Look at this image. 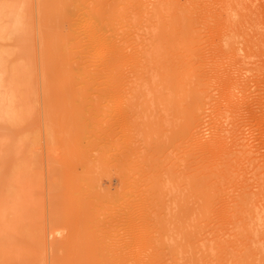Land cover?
<instances>
[{"label": "rangeland", "instance_id": "374dc122", "mask_svg": "<svg viewBox=\"0 0 264 264\" xmlns=\"http://www.w3.org/2000/svg\"><path fill=\"white\" fill-rule=\"evenodd\" d=\"M89 1L0 0V209L27 218L0 253L264 264V0ZM89 10L106 18L94 50L71 31ZM88 72L123 87L96 89Z\"/></svg>", "mask_w": 264, "mask_h": 264}, {"label": "bare ground", "instance_id": "6f19581e", "mask_svg": "<svg viewBox=\"0 0 264 264\" xmlns=\"http://www.w3.org/2000/svg\"><path fill=\"white\" fill-rule=\"evenodd\" d=\"M89 1V0H88ZM92 1V0H91ZM91 1H89V2H91ZM94 1V0H93ZM92 1V2H93ZM78 2V1H77ZM95 2V1H94ZM98 2V1H97ZM97 2H95V3H97ZM118 2H120V1H118ZM118 2H116V3H118ZM125 2V1H124ZM59 3H61V2H59ZM65 3H66V1H65ZM94 3V4H95ZM101 3V2H100ZM100 3H98V4H100ZM107 3V2H106ZM111 3V2H110ZM121 3H122V1H121ZM88 4V3H87ZM119 4V3H118ZM64 5H66V4H64ZM81 5V4H80ZM91 5V4H90ZM89 5V6H90ZM92 6V5H91ZM102 7H103V5H101ZM116 5L114 4V7H115ZM119 6V5H118ZM64 7V6H63ZM93 7H94V5H93ZM110 8H111V6H109ZM108 7V8H109ZM65 8H66V6H65ZM106 9H108L107 7H105ZM109 8V9H110ZM119 8H121L120 9V11L122 10V7H119ZM119 8L117 9V8H115V9H117V10H119ZM62 9H64V8H62ZM86 9H87V7H86ZM98 9V8H97ZM100 9V8H99ZM101 9H103L104 10V8H101ZM112 9V8H111ZM110 9V10H111ZM115 9H113V10H115ZM83 10V9H82ZM82 10H81V13H83L82 12ZM63 11V10H62ZM63 12H65V11H63ZM86 12V11H85ZM103 12V11H102ZM101 12V13H102ZM104 12H107V11H104ZM113 12V11H112ZM78 13V12H77ZM100 13V12H99ZM98 12H97V10L96 11H94V10H89L88 12H86V15H88L89 14V18L87 17L86 19H84V20H86L83 24H84V27L83 26H80V25H78V26H76V27H74V26H72L73 28H72V32L73 33H75L77 36H79V35H81L82 33L84 34V33H86V34H89L90 35V44L93 46L92 48H93V50L94 49H96V45H97V43H98V40L100 39V34H102L103 32H104V24H103V20L105 19L106 20V18H105V15L104 14H99ZM109 13V12H108ZM115 13V12H114ZM120 13V12H119ZM75 14V13H74ZM107 14V13H106ZM112 13H110L109 15H111ZM116 15H119V14H116ZM115 15V16H116ZM79 17V16H78ZM83 17V16H82ZM106 17H107V15H106ZM116 17H118V16H116ZM79 18H81V17H79ZM84 18V17H83ZM108 18H110L109 16L107 17V20H108ZM68 19H70L69 17L67 18V20ZM80 20V19H79ZM82 21V20H81ZM80 21V22H81ZM61 22H63V21H61ZM60 22V24H64V22L63 23H61ZM70 22V21H69ZM107 22V21H106ZM79 22H77V24H78ZM82 23V22H81ZM81 23H79V24H81ZM130 23V22H129ZM60 24H59V26H60ZM68 24V23H67ZM76 24V25H77ZM82 24V25H83ZM104 25V26H103ZM106 25H108V24H106ZM129 25V24H128ZM64 26V25H63ZM62 26V27H63ZM67 26V25H66ZM111 26V25H110ZM81 27H83V28H81ZM127 27V26H126ZM107 29V28H106ZM106 29H105V31H106ZM125 29V28H124ZM66 30V29H65ZM108 30H112V29H109L108 28ZM128 30V29H127ZM130 30V29H129ZM117 31H118V29H117ZM117 31H115V30H113V32H117ZM120 31H122V33H123V30H121L120 29ZM68 32V31H67ZM121 32H120V34H122ZM125 33V32H124ZM123 33V34H124ZM69 34V33H68ZM67 34V35H68ZM110 34H112V33H110ZM126 35V34H125ZM71 36H75V35H71ZM81 36H83V35H81ZM86 36V35H85ZM120 36H122V35H120ZM84 37V36H83ZM75 38V37H74ZM102 38V40H103V37H101ZM128 38V37H127ZM72 39H73V37H72ZM86 39H87V37H86ZM109 39V38H108ZM114 39V38H113ZM129 39V38H128ZM127 39V40H128ZM81 40V39H80ZM83 40H85V37H84V39ZM82 40V41H83ZM88 40V39H87ZM101 41V40H100ZM125 41V43H126V40H124ZM128 42H129V40H128ZM127 42V43H128ZM131 42V41H130ZM23 43V42H22ZM27 43V42H26ZM29 43V42H28ZM88 43V42H87ZM104 43V42H103ZM113 43V42H112ZM101 44V43H100ZM105 45H103V46H106V44H110L111 45V43H109V42H107V43H104ZM116 44V43H115ZM124 44V43H123ZM89 45V44H88ZM113 45V44H112ZM118 45H119V43H118ZM127 45V44H126ZM126 45H124V46H126ZM90 46V45H89ZM115 46V45H114ZM100 47V46H99ZM106 47H108V46H106ZM112 47V46H111ZM116 47V46H115ZM52 49V48H51ZM98 49H101V48H98ZM103 49H104V47H103ZM106 49V48H105ZM111 49V48H110ZM110 49H108V50H110ZM118 49V48H117ZM74 51V50H73ZM72 51V52H73ZM97 51V50H96ZM104 51V50H103ZM113 51V50H112ZM119 50H117V52H118ZM122 51V50H121ZM93 52H95V51H93ZM98 52H102V50L100 51V50H98ZM107 52V51H106ZM124 52V51H123ZM71 53V52H70ZM74 53V52H73ZM90 53H91V51H90ZM133 53V52H132ZM138 53H140V52H138ZM50 54V53H49ZM104 55H106L105 53H103ZM110 54V53H109ZM134 54V53H133ZM141 54V53H140ZM47 55V54H46ZM45 55V56H46ZM51 55V54H50ZM64 55V54H63ZM73 55H75V54H73ZM132 55V54H131ZM142 55V54H141ZM94 56V55H93ZM109 56V55H108ZM130 56V55H129ZM134 56V55H133ZM47 57V60H49V59H51L52 60V58H53V56H51L49 59H48V57H49V55H47L46 56ZM65 57V56H64ZM63 57V58H64ZM66 57H67V55H66ZM70 57V56H69ZM102 57H104V56H102ZM101 57V58H102ZM118 57H119V55H118ZM139 57V56H138ZM62 58V60L64 61V59ZM112 59L114 58V57H111ZM110 58V59H111ZM133 58V57H132ZM92 59H94V58H92ZM117 59V58H116ZM136 59V58H135ZM60 59H58V61H59ZM71 60V59H70ZM72 60H74V59H72ZM71 60V61H72ZM119 60V59H118ZM122 60H123V56H122ZM122 60H119V62L120 61H122ZM131 60V59H130ZM66 61H67V59H66ZM91 61H94V60H91ZM98 61V60H97ZM97 61H95V62H97ZM111 61V60H110ZM60 62H62V61H60ZM116 62V61H115ZM124 62V61H123ZM50 63H51V61H50ZM49 63V64H50ZM54 63H58L59 64V62H57V59H56V61H54ZM126 63V62H125ZM125 63H122V65L123 66H126V64ZM58 64L57 65H55L56 67L55 68H62L61 70H62V72H63V70H65L64 72H65V74L67 73V70L64 68L63 69V67H64V65L63 66H61V67H57L58 66ZM64 64V63H63ZM70 64V63H69ZM103 64H105V63H103ZM107 64V63H106ZM125 64V65H124ZM54 65V64H53ZM61 65V64H60ZM59 65V66H60ZM67 65V64H66ZM65 65V66H66ZM118 65V64H117ZM119 65H120V63H119ZM68 66V65H67ZM66 66V67H67ZM106 66V65H105ZM113 66V65H112ZM51 67V65L49 66V68ZM110 67V66H109ZM114 67V66H113ZM106 68V67H105ZM108 68V67H107ZM51 69V68H50ZM70 69V68H69ZM72 69V68H71ZM110 69V68H109ZM112 69V68H111ZM116 69V68H115ZM105 70L106 69H104V71L103 70H100V71H103V73L105 72ZM56 71H59L60 72V70L58 69H56ZM68 71H70V70H68ZM76 71V70H75ZM99 71V72H100ZM111 71V70H110ZM113 71V70H112ZM111 71V72H112ZM114 71H117V70H114ZM123 71V70H122ZM58 72V73H59ZM63 72V73H64ZM118 72V71H117ZM61 73V72H60ZM106 73V72H105ZM116 73V72H115ZM118 73H122V72H118ZM131 73V72H130ZM60 75H64V74H60ZM77 75V74H76ZM72 75L71 74H69V75H66L65 77L66 78H69V77H71ZM89 79H92L94 82H95V88L96 89H107V91H108V89L109 90H118V89H122V87L123 86H121V84L119 83V78L120 77H122L121 75H116V74H113V73H107V74H92V73H87V75H86ZM63 78V79H65L63 82L64 83H68L67 81H68V79H66V78ZM102 78V80H100ZM140 78V77H139ZM146 79V78H145ZM142 79L140 78V80L137 82V84H135L134 85V88H137V87H139V86H143V84L145 83V81L143 80V82L141 81ZM147 81V80H146ZM154 87V86H153ZM174 87H177V85L175 86V84H174ZM120 89V90H121ZM151 89V88H150ZM119 90V91H120ZM114 92V91H113ZM102 93V92H101ZM112 93V92H111ZM108 94V93H107ZM109 95V94H108ZM108 97V96H107ZM97 103V102H96ZM100 103V102H99ZM108 103V102H107ZM111 103V102H110ZM166 103V102H165ZM88 104V103H87ZM117 104V103H116ZM86 105V104H85ZM85 109H87V108H85ZM122 112H124V111H122ZM127 113V112H126ZM167 113V112H166ZM169 113V112H168ZM122 114V113H121ZM108 115V114H107ZM125 115V114H124ZM123 115V116H124ZM117 117V116H116ZM119 117V116H118ZM126 117H128V116H126ZM117 119V118H116ZM127 119V118H126ZM193 121H194V119H193ZM112 122V121H111ZM133 123V122H132ZM151 123H152V121H151ZM164 123V122H163ZM187 123V122H186ZM88 124V123H87ZM120 124V123H119ZM85 125V124H84ZM95 126V125H94ZM157 126V125H156ZM87 127H88V125H87ZM87 127H86V129H87ZM116 128V127H115ZM161 128V127H160ZM164 129V128H163ZM195 129V128H194ZM193 129V130H194ZM157 131V130H156ZM123 132V131H122ZM131 132V131H130ZM105 134V133H104ZM179 134H181V133H179ZM91 135V134H90ZM64 136V135H63ZM128 136V135H127ZM161 136V135H160ZM182 137V136H181ZM105 139V138H104ZM116 139V138H115ZM129 140V139H128ZM127 140V141H128ZM132 142V141H131ZM117 143V142H116ZM81 147H82V144H81ZM87 147V146H86ZM134 147V146H133ZM131 148V147H130ZM80 149H82V152L83 153H85L83 156H85V155H87L88 154V152H84V151H86L85 149V147L83 148H80ZM84 150V151H83ZM145 152V151H144ZM133 153H134V151H133ZM141 154V153H140ZM81 156V155H80ZM149 157V156H148ZM85 159V158H84ZM123 159V158H122ZM146 159V158H145ZM148 159V158H147ZM146 159V160H147ZM85 160H87V158L85 159ZM81 161H84V160H81ZM84 162H87V161H84ZM199 162V161H198ZM147 164H149V162L147 163ZM194 164V163H193ZM93 165V164H92ZM123 165V164H122ZM144 165V164H143ZM91 166V165H90ZM100 166V165H99ZM96 167V166H95ZM142 167V166H141ZM261 167V166H260ZM94 169H96V168H94ZM101 169V168H100ZM152 169V168H151ZM113 170V169H112ZM123 170V169H122ZM143 170V169H142ZM146 170V169H145ZM111 172V171H110ZM104 173V172H103ZM91 174V173H90ZM109 174V173H108ZM146 174V173H145ZM177 174V173H176ZM138 175V174H137ZM153 175V174H152ZM168 175V174H167ZM85 176H88V175H85ZM84 176V177H85ZM175 176V175H174ZM141 177H142V175H141ZM167 177V176H166ZM81 178H83V176H81ZM89 179V177H86V179ZM90 178L91 179H89L90 181L92 180L93 181V178L94 177H91L90 176ZM134 178V177H133ZM140 178V177H139ZM87 179V180H88ZM145 179V178H144ZM148 179V178H147ZM222 179V178H221ZM89 180L87 181V182H89ZM97 180L98 179H96V181H93V182H96V184H97ZM140 180V179H139ZM148 181H149V179H148ZM147 181V182H148ZM201 181V180H200ZM98 182H99V180H98ZM133 182H135V181H133ZM141 183H140V185L142 184V181H140ZM146 182V183H147ZM149 182H151V181H149ZM213 182V181H212ZM82 184H83V182H81ZM81 183H80V186H83V185H81ZM86 183V182H85ZM91 182H89V183H87V184H90ZM152 183H155V182H152ZM200 183H202V182H200ZM211 183V182H210ZM92 184V183H91ZM95 184V183H94ZM139 184V183H138ZM144 184V183H143ZM161 184V183H160ZM203 184V183H202ZM152 185V184H151ZM100 186V185H99ZM134 186V185H133ZM137 186V185H136ZM144 186V185H143ZM209 186V185H208ZM211 186V185H210ZM88 187V186H87ZM87 187H85V188H87ZM98 187V186H97ZM148 187V186H147ZM152 187V186H151ZM88 188H92V187H88ZM143 188V187H142ZM98 189V188H97ZM134 189V188H133ZM205 189V188H204ZM203 189V190H204ZM214 189V188H213ZM95 190V189H94ZM93 190V191H94ZM119 190V189H118ZM161 190V189H160ZM160 190H158L159 192H160ZM108 191V190H107ZM87 192V191H86ZM99 192V191H98ZM101 193V192H100ZM108 193H110V192H108ZM148 193V192H147ZM79 194H80V192H79ZM102 194V193H101ZM146 194V193H145ZM151 194V193H150ZM148 195V194H147ZM161 195V194H160ZM160 195H159V197H160ZM79 196V195H78ZM85 196V195H84ZM150 196V195H149ZM80 197V196H79ZM163 197V196H162ZM244 197H245V195H244ZM142 198V197H141ZM145 198V197H144ZM167 198V197H166ZM85 199V198H84ZM110 199V198H109ZM143 199V198H142ZM161 199V198H160ZM159 199V200H160ZM86 200H88V199H86ZM104 200V199H103ZM141 200V199H140ZM156 199H154V201H155ZM85 201V200H84ZM146 201V199H144V201L143 202H145ZM150 201V200H149ZM148 200H147V203L149 202ZM158 201V200H157ZM30 202V201H29ZM95 202H96V200H95ZM102 203V202H101ZM146 203V204H147ZM159 203H161V202H159ZM82 204V203H81ZM98 204V203H97ZM149 204V203H148ZM84 205V204H83ZM140 205V204H139ZM143 205V204H142ZM92 206V205H91ZM136 206V205H135ZM138 206V205H137ZM162 206V205H161ZM139 207V206H138ZM144 207V206H143ZM135 208V207H134ZM82 209V208H81ZM143 209V208H142ZM145 209V208H144ZM91 210V209H90ZM120 210V209H119ZM146 210V209H145ZM200 210H202V208H200ZM258 210V209H257ZM257 210H256V213H257ZM132 211V210H131ZM82 212H85V210L84 211H82ZM89 212V211H88ZM262 212V211H261ZM261 212H259L260 213V217H261ZM86 213H87V211H86ZM135 213V212H134ZM148 213H149V211H148ZM153 213V212H152ZM252 213V212H251ZM259 213H257L256 215H258ZM12 214V215H11ZM9 213L8 211H6L5 209H0V233H5V234H7V237L8 238H10V237H14V236H18L19 235V233H21L22 234V232H20L19 231V220H21L22 222H23V219H27V218H22L21 219V216L19 215L18 216V214H17V210H16V208H13V211H12V213ZM141 214H143V213H141ZM89 215V214H88ZM144 215V214H143ZM156 215V214H155ZM154 215V216H155ZM161 215V214H160ZM264 215V214H263ZM31 216V215H30ZM133 216H134V214H133ZM148 216H149V214H148ZM171 216V215H170ZM254 216V215H253ZM87 217H89V216H87ZM93 217V216H92ZM91 217V218H92ZM101 217V216H100ZM135 217H137V216H135ZM134 217V218H135ZM140 217H142V216H139V218ZM156 217V216H155ZM176 217V216H175ZM85 218L86 217H82V219L83 220H85ZM131 218V217H130ZM144 218V217H143ZM147 218V217H146ZM158 218V217H157ZM254 218V217H253ZM256 218V217H255ZM264 218V217H263ZM87 219V218H86ZM115 219V218H114ZM132 219V218H131ZM136 219V218H135ZM151 219V218H150ZM150 219H149V221H150ZM168 219V218H167ZM260 219H262V218H260ZM129 220V219H128ZM141 220V219H140ZM156 220V219H155ZM160 220V219H159ZM110 221V220H109ZM147 221V220H146ZM135 222V221H134ZM144 222H145V220H144ZM165 222V221H164ZM168 222V221H167ZM27 223V222H26ZM117 224V223H116ZM170 224V223H169ZM20 225H21V222H20ZM130 225V224H129ZM163 225V224H162ZM96 226V225H95ZM166 226V225H165ZM97 227V226H96ZM125 227V226H124ZM131 227V226H130ZM136 227V226H135ZM138 227V226H137ZM168 227V226H167ZM92 228V227H91ZM147 228V227H146ZM93 229V228H92ZM120 229V228H119ZM132 229V228H131ZM87 230H89V229H87ZM134 230V229H133ZM132 230V231H133ZM136 230V229H135ZM160 230V229H159ZM22 231V230H21ZM120 231H122V230H120ZM141 231V230H140ZM19 232V233H18ZM123 232V231H122ZM159 232V231H158ZM157 232V233H158ZM131 233V232H130ZM129 233V234H130ZM255 235V234H254ZM27 236V235H26ZM30 236V235H29ZM128 236V235H127ZM135 236V235H134ZM251 236V235H250ZM159 237V236H158ZM157 237V238H158ZM166 237V236H165ZM97 237H95V238H92V239H96ZM121 238H123V237H121ZM130 238V237H129ZM167 238V237H166ZM247 238V237H246ZM99 239H101V238H99ZM104 239V238H103ZM98 240V239H97ZM97 240H95L96 242H98ZM121 240V239H120ZM125 240V239H124ZM127 240V239H126ZM106 241V240H105ZM104 241V242H105ZM129 241V240H128ZM165 241V240H164ZM95 242V243H96ZM102 242V241H101ZM100 242V243H101ZM108 242V241H107ZM99 243V244H100ZM110 243V242H109ZM133 243V242H132ZM136 243V242H135ZM168 243V242H167ZM105 244V243H104ZM112 244V243H111ZM117 244H121V243H117ZM150 244V243H149ZM158 244V243H157ZM163 244V243H162ZM102 245V244H101ZM127 245V244H126ZM144 245V244H143ZM95 246V245H94ZM113 246V245H112ZM161 246V245H160ZM166 246V245H165ZM111 247V246H110ZM131 247V246H130ZM138 247V246H137ZM141 247H142V245H141ZM113 248V247H112ZM174 248V247H173ZM110 249V248H109ZM121 249H123V248H121ZM129 249V248H128ZM150 249V248H149ZM157 249V248H156ZM88 250H91V248L90 249H88ZM87 250V251H88ZM98 250V249H97ZM97 250H95V252L97 251ZM112 251H113V249H111ZM110 250V251H111ZM115 250V249H114ZM133 250H135V249H133ZM176 250V249H175ZM98 251H100V249L98 250ZM106 251V250H105ZM19 252H21V250H18V249H16V248H14L13 250H6V251H4V252H2V253H0V263H2V262H4L5 260H9V259H12V260H17V261H22V259H20V258H22V254H23V256H24V254H26V253H22L21 252V254L19 253ZM101 252H104V249L102 250L101 249ZM107 252V251H106ZM143 252V251H142ZM164 252V251H163ZM162 252V253H163ZM100 253V252H99ZM98 253V254H99ZM117 253V252H116ZM115 253V254H116ZM119 253V252H118ZM120 253L121 254H123V252H122V250L120 251ZM133 253V252H132ZM30 253H28V257L30 256L29 255ZM88 254V253H87ZM86 254V255H87ZM96 254V253H95ZM128 254V253H127ZM158 254H159V252H158ZM163 254H165V253H163ZM246 254V253H245ZM21 255V256H20ZM102 255V254H101ZM107 255H110V253H108ZM132 255V254H131ZM138 255V254H137ZM148 255V254H147ZM96 257H98L99 256V258H103V257H107V260H108V256H106V254L105 255H103V256H100V254L99 255H95ZM112 256V255H111ZM116 256H117V254H116ZM124 255H122V257H123ZM140 256V255H139ZM154 256V255H153ZM26 257H27V255H26ZM25 256H24V258H26ZM27 257V258H28ZM39 257V256H38ZM122 257H120L121 258V260H122ZM125 257V256H124ZM155 257H157V256H155ZM37 258V257H36ZM87 258H88V256H87ZM102 258L101 259H99L100 261H102ZM118 258V257H117ZM116 258V259H117ZM158 258H160V257H158ZM243 258V257H242ZM97 260H98V258H96ZM111 259V258H110ZM113 259H115V258H113ZM112 259V260H113ZM123 259H125V258H123ZM138 259H140V258H138ZM137 259V260H138ZM250 259V258H249ZM28 260H29V258H28ZM118 260V259H117ZM120 260V259H119ZM120 260V261H121ZM136 260V261H137ZM36 262L37 261H39L38 259H36L35 260ZM85 261V260H84ZM116 261V260H115ZM141 260H139V262H140ZM23 262H26L25 260H23ZM23 262H21V264L23 263ZM76 262V261H75ZM103 262V261H102ZM109 262V261H108ZM107 262V263H108ZM122 263H123V260L121 261ZM120 262V263H121ZM130 262V261H129ZM134 262V261H133ZM138 262V261H137ZM144 263H146V262H144ZM144 263H142V264H144ZM150 263V262H149ZM158 263V262H157ZM28 264V263H27ZM94 264H96V262L94 263ZM99 264V263H98ZM106 264V263H105ZM113 264V263H112ZM124 264V263H123ZM128 264V263H127ZM139 264V263H138ZM160 264V263H159Z\"/></svg>", "mask_w": 264, "mask_h": 264}]
</instances>
